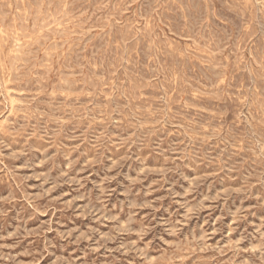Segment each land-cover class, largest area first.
I'll return each instance as SVG.
<instances>
[{"label":"rangeland","instance_id":"374dc122","mask_svg":"<svg viewBox=\"0 0 264 264\" xmlns=\"http://www.w3.org/2000/svg\"><path fill=\"white\" fill-rule=\"evenodd\" d=\"M0 61V264H264V0H0Z\"/></svg>","mask_w":264,"mask_h":264},{"label":"bare ground","instance_id":"6f19581e","mask_svg":"<svg viewBox=\"0 0 264 264\" xmlns=\"http://www.w3.org/2000/svg\"><path fill=\"white\" fill-rule=\"evenodd\" d=\"M15 24V23H14ZM14 29V28H13ZM17 30V29H16ZM85 30V29H84ZM19 31V30H18ZM19 36V35H18ZM19 43V42H18ZM0 63H1V61H0ZM16 66V65H15ZM38 75V74H37ZM103 87V86H102ZM7 89V88H6ZM4 90V89H3ZM8 90H10V89H8ZM8 93V92H7ZM10 97V96H9ZM245 97V96H244ZM16 99V98H15ZM12 100V99H11ZM13 104V103H12ZM12 108V107H11ZM198 108V107H197ZM142 112V111H141ZM213 113V112H212ZM162 125V124H161ZM205 128V127H204ZM155 134V133H154Z\"/></svg>","mask_w":264,"mask_h":264}]
</instances>
